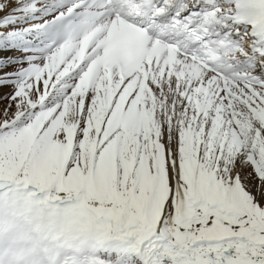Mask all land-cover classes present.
Instances as JSON below:
<instances>
[{"label": "snow or ice", "instance_id": "snow-or-ice-1", "mask_svg": "<svg viewBox=\"0 0 264 264\" xmlns=\"http://www.w3.org/2000/svg\"><path fill=\"white\" fill-rule=\"evenodd\" d=\"M0 264H264V0H0Z\"/></svg>", "mask_w": 264, "mask_h": 264}]
</instances>
